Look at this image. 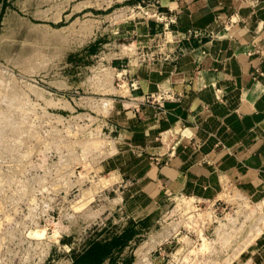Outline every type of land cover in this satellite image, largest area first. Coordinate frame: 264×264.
Segmentation results:
<instances>
[{"label": "rangeland", "instance_id": "rangeland-1", "mask_svg": "<svg viewBox=\"0 0 264 264\" xmlns=\"http://www.w3.org/2000/svg\"><path fill=\"white\" fill-rule=\"evenodd\" d=\"M153 1L0 0V264H73L126 228L105 264H264V204L167 197L137 223L104 179L112 140L92 110Z\"/></svg>", "mask_w": 264, "mask_h": 264}, {"label": "crops", "instance_id": "crops-1", "mask_svg": "<svg viewBox=\"0 0 264 264\" xmlns=\"http://www.w3.org/2000/svg\"><path fill=\"white\" fill-rule=\"evenodd\" d=\"M153 2L92 110L112 140L104 179L137 223L167 197L264 204V0Z\"/></svg>", "mask_w": 264, "mask_h": 264}, {"label": "trees", "instance_id": "trees-1", "mask_svg": "<svg viewBox=\"0 0 264 264\" xmlns=\"http://www.w3.org/2000/svg\"><path fill=\"white\" fill-rule=\"evenodd\" d=\"M131 236L130 229L126 228L121 235L109 240L92 241L83 253L73 255V264H105L107 260L112 261L114 253L124 248Z\"/></svg>", "mask_w": 264, "mask_h": 264}, {"label": "built area", "instance_id": "built-area-1", "mask_svg": "<svg viewBox=\"0 0 264 264\" xmlns=\"http://www.w3.org/2000/svg\"><path fill=\"white\" fill-rule=\"evenodd\" d=\"M169 21L171 23V21H174V20L170 19ZM169 27H170V25L168 24V28L164 27V28H162V31L157 29L158 33L162 34L165 39L167 37L166 36L167 32L170 31ZM195 36L198 38H202L205 35H203L201 32H196ZM133 88H137V83L133 82ZM167 98H168V94H161L160 96H158V98L152 97V102H158L159 105H161L165 100H167Z\"/></svg>", "mask_w": 264, "mask_h": 264}, {"label": "bare ground", "instance_id": "bare-ground-1", "mask_svg": "<svg viewBox=\"0 0 264 264\" xmlns=\"http://www.w3.org/2000/svg\"><path fill=\"white\" fill-rule=\"evenodd\" d=\"M9 111V110H8ZM9 113V112H8ZM11 117V116H10ZM12 119H10V120H8L9 122H8V126H10V128H12L13 126H12V121H11ZM11 133V132H10ZM11 139V138H10ZM7 140V139H6ZM11 141V140H10ZM12 149H10V151H11ZM221 198V197H220ZM238 198V197H237ZM239 199V198H238ZM194 200V199H193Z\"/></svg>", "mask_w": 264, "mask_h": 264}]
</instances>
